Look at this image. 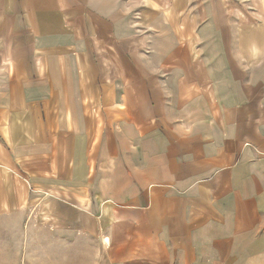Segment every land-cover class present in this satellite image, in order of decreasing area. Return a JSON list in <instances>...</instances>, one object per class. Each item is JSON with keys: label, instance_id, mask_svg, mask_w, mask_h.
<instances>
[{"label": "crops", "instance_id": "crops-1", "mask_svg": "<svg viewBox=\"0 0 264 264\" xmlns=\"http://www.w3.org/2000/svg\"><path fill=\"white\" fill-rule=\"evenodd\" d=\"M14 235L264 264V0H0V247Z\"/></svg>", "mask_w": 264, "mask_h": 264}, {"label": "rangeland", "instance_id": "rangeland-1", "mask_svg": "<svg viewBox=\"0 0 264 264\" xmlns=\"http://www.w3.org/2000/svg\"><path fill=\"white\" fill-rule=\"evenodd\" d=\"M82 236L79 238L76 260L69 244L63 251H59L57 246L39 244L44 242V238L38 236L28 249L26 245H18V238L14 235V245L0 247V264H109L103 262V246L95 239Z\"/></svg>", "mask_w": 264, "mask_h": 264}]
</instances>
